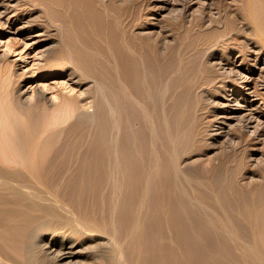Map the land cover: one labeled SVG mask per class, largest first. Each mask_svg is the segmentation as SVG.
<instances>
[{
	"label": "rangeland",
	"instance_id": "374dc122",
	"mask_svg": "<svg viewBox=\"0 0 264 264\" xmlns=\"http://www.w3.org/2000/svg\"><path fill=\"white\" fill-rule=\"evenodd\" d=\"M239 1L243 0H238V2L237 0H0V75L3 73L2 77L0 76V84L2 83L0 86L4 89L0 87L3 90H0L1 94L4 95V91L8 90L9 95L13 96L12 98L17 102L19 98H22L19 89L25 90L27 95L29 94L27 97L31 95V91L38 92L41 89L45 98L41 99L43 103H40L41 105L35 109L36 112L33 109L36 114L34 120L29 118L28 111L22 109L24 113H20L21 120L28 127L33 139L43 138L51 127L49 131L54 130L51 131L52 135L56 131L58 133L60 129L62 131L60 134L56 133L59 138L57 140L54 138L56 134L51 135L54 139L53 146H63L64 149L68 147L77 150L78 144L88 150L97 148V146L101 147L100 149L106 146L115 148L118 144H126L133 138L136 142L138 141L139 145H145V155L141 157L143 161L140 162L138 156H135L131 163L136 161L133 164L136 163L137 166L131 164L130 170L122 167L113 169L116 178H112V181L106 177V179L99 178V180L96 175L94 176V173L98 174L102 171L100 168V170L98 168L90 170L92 179H88L93 181L87 178L84 180L69 178L66 180L67 182L65 179L62 180L63 182L58 179L47 180L48 184L55 187L57 185V195H60L65 203L69 201L68 205L70 209L72 208L71 210L76 211V214L79 210L77 215H82L83 220L96 224L102 231L100 234L105 237L111 236L113 240L117 241L123 256L121 261L124 264H147L144 232L146 227H168L164 224L166 216L164 207L171 206V200L167 197L166 189L169 191L171 188L170 191L175 190L179 195L178 202H181V208L186 211L187 220L191 221V218H197L201 222V227H209L208 203L211 201L209 199V181H211L214 172L220 168L236 171L235 177L243 187L239 193L243 198L245 196L244 211L251 218V223H247L252 225L248 226L246 221L239 222L236 217L232 216L229 219L225 217L229 223L228 226L234 227L236 231L237 227H244L246 230L249 227L252 230L261 222L264 223L261 221L258 208L260 204L264 203V44L253 38L249 33L248 25L240 22L242 19L239 18L242 16L237 12V9L239 8L238 4L241 6L242 2ZM219 15H222V18ZM216 18L217 20H215ZM222 19L224 25L221 23ZM104 21L106 23L111 21V23L107 25ZM120 21L130 22L128 23L130 30H128V34L130 32L133 38L131 36L129 39L132 38V41L136 40L135 42L139 44H154L160 54L159 64L168 67L171 65L170 68L173 70H176L177 65L179 67L183 64L181 66L183 70L179 73L171 71L169 72L171 76L168 75L169 78L166 75L162 81L158 82L159 85L156 83L158 87L156 84L151 86L148 97L138 94L130 95L123 91L125 103L122 107L115 103L114 74L110 69L111 63L107 56L111 55V48L108 40L103 37L109 31L111 32L112 28L114 30L117 27V31H121ZM39 38L45 39L38 41ZM151 46L153 47V45ZM50 58L52 61H59V63L65 61L66 64L59 65L63 71L47 69L45 61ZM6 69L8 74L5 73ZM71 70L79 77L80 81L77 85H74L67 76ZM4 74L9 78H7L9 81V84L6 83L7 86H5ZM181 74L182 76H180ZM179 77L183 78L179 79ZM136 85L138 87L139 83ZM70 86L75 88L71 89ZM15 87L17 88L15 89ZM30 88L32 89L30 90ZM68 88L71 90L67 91ZM60 92L73 93L76 97L75 103H78L76 107L80 105L78 109L74 107L75 110L67 111V113H72V116L71 114L69 117L67 116L71 121L65 117L66 113L63 116L65 119L62 117L64 122L60 120L62 118H58L57 121L55 117L53 118L57 122H53L54 119L50 121L52 116H56L53 113L60 111L61 102L58 101ZM57 93L59 96H56ZM53 96L58 99L56 100ZM78 98L79 101H77ZM29 100L27 99V101ZM131 105L134 108H130ZM151 105L154 107H150ZM176 105L181 124L169 127L165 116L166 114L169 116ZM41 106L43 108L40 110ZM162 110L163 114L160 113ZM109 111L111 112L109 113ZM50 112L52 113L50 114ZM42 114L44 117L46 116L43 117L44 119ZM57 116L59 115L57 114ZM153 117L154 119L160 117V119L152 123V121L154 122ZM47 118L50 123L47 122ZM142 119H147L152 124H143ZM43 120L47 123L44 124ZM37 121L38 123H36ZM58 122H61V125ZM42 124L47 125L48 129L41 130L40 134L42 128L40 125ZM153 124L154 127H152ZM149 126L150 128H148ZM148 132L152 134L156 132V134L151 136L152 134ZM160 134L161 136H159ZM142 136L144 142L141 140ZM159 137L161 138L159 139ZM165 140L167 143L164 144ZM57 144L59 145L57 146ZM113 144L114 146H112ZM80 146L78 150L81 153L83 149ZM99 148L97 151L93 149L92 154V151L89 152L90 158L89 153H86V156L82 155V161L86 163L88 158L92 160L95 155L94 158L98 156L102 159L109 158L107 155V158L97 155L95 151H99L98 154H100ZM148 152L151 155H147ZM94 153L95 155L92 157ZM65 154L62 155L63 160L67 158ZM156 156L157 158H154ZM102 159L99 158V160ZM147 159H150L149 161L158 159L155 162L160 163L153 164ZM208 162L210 163L208 164ZM81 170H83L82 174L87 172L86 167ZM108 170L110 167L107 168ZM138 172L142 174L143 179L133 177ZM124 173L132 175V179L123 176ZM174 181L177 184H174ZM207 181L208 184H206ZM77 186L78 188L82 186V188H79L78 191ZM59 187L64 195L60 192ZM82 195L88 196L82 198ZM68 196L69 198H66ZM77 196L80 199V204L76 203ZM193 199L196 201H191ZM92 205L94 207H91ZM102 207L103 209L100 211ZM91 209L98 211L93 212V210L90 211ZM196 211L197 213H195ZM111 212L113 213L111 214ZM222 220L224 221V218ZM257 223L259 224L257 225ZM169 227H173V225L171 224ZM179 227L187 226L184 223ZM169 239L167 233L161 238L160 247L164 253L163 257H169L167 259L170 264H188L183 253L174 242L169 243ZM156 242L157 240H155ZM245 242V244L251 243L247 240ZM252 244L250 245L252 246ZM257 245L258 243L255 245L256 254L248 257L240 256L238 264L240 262L241 264H264V256ZM165 246L167 250H165Z\"/></svg>",
	"mask_w": 264,
	"mask_h": 264
},
{
	"label": "bare ground",
	"instance_id": "6f19581e",
	"mask_svg": "<svg viewBox=\"0 0 264 264\" xmlns=\"http://www.w3.org/2000/svg\"><path fill=\"white\" fill-rule=\"evenodd\" d=\"M237 2H238V0H237ZM239 2L240 3L242 2L241 4L243 5V6L242 5L240 6V4H238L240 9L239 8L237 9V12L240 13L242 16V18H239L240 20L242 19V21H240V22L248 25V27L250 28L249 33L253 36V38H255L258 42L264 44V0H243V1H239ZM216 8L219 9L217 6H216ZM92 9H93V7H92ZM96 9H98L97 6H96ZM218 11H221V10H218ZM93 13H95V12L93 11ZM218 13H220V12H218ZM95 14H98V13L96 12ZM222 15H219V16L221 17ZM11 16H12V14H11ZM217 17H218V15H217ZM223 18H225V16H223ZM215 20H217V18ZM219 20H220V18H219ZM6 21H7V19H6ZM222 21H223V19H222ZM104 22L106 23V21H104ZM110 23H111V21L107 22L106 24L109 25ZM128 23H130V22H128ZM128 23L126 21H124V22L120 21L119 24H121L120 25L121 31L119 29H118L119 31H117V27L114 28V30H113L112 25H111V28H112L111 32L109 31L107 34H105L103 36L105 40H108L109 46L111 48V55L110 56L107 55V56L110 60L109 62L111 63L110 69L113 71L112 73L114 74V77L113 76L112 77H113V84H114L113 88L115 89V95H116L115 103L121 107L123 106V103H125L124 102L125 99H123V91H124V93H125V91L128 92V94H130V95L131 94H133V95L138 94V95H141L143 97L145 95L147 96L148 92L150 91L149 88L151 86L162 81L166 77V75L171 76V74L169 72L174 71V73L175 72L179 73L181 70H183V68H181V66L183 64L179 67L177 65L176 70L171 69L170 68L171 65L168 67L166 65L159 64L158 59H160V54L155 49L154 44H151V43L150 44L149 43L139 44L138 42L137 43L135 42L136 40H133L135 42L134 43L132 41L133 36L130 35V32L128 34V30H129V28H128L129 24ZM221 23H223V25H224V21ZM87 24H88V21H87ZM114 26H116V25H114ZM131 36H132V38L129 39ZM44 39L45 38H39L38 41H42ZM130 40H131V42H130ZM151 45H153V47ZM56 58H54V59H56ZM162 59H163V57H162ZM45 62L47 63L45 65L47 67V69L58 71V72L62 70V67L59 68V65H61V63L62 64L65 63V61L60 62V63H59V61L58 62L52 61L51 58H50V60H46ZM163 62H162V64H163ZM186 63H184V64H186ZM186 67H184V68H186ZM187 68L189 69V67H187ZM7 69L5 70L6 74H8ZM54 71H52V72H54ZM11 72H10V74H11ZM2 74L0 75L1 77H2ZM76 74L72 70L67 73V76L69 77L71 82L74 83V85L79 84V81H80L79 77H77ZM180 76H182V74ZM3 77L6 78V79H4V81L5 80L8 81L9 78L7 75L4 74ZM168 78H169V76H168ZM182 78L179 77V79H182ZM82 79H84V78H82ZM191 80L193 81V79H191ZM6 81H5V86H7L6 83L9 84V81L8 82H6ZM14 81H16V80H14ZM1 82H3V81H1ZM136 83H139L138 87H136L137 86ZM11 85H12V83H11ZM158 85H159V83H158ZM156 86H157V84H156ZM1 88L3 89V87H1ZM16 88L17 87H15V89ZM65 88H66V86H65ZM73 88H75V87H71V89H73ZM31 89L32 88H30V90ZM69 89L70 88H68L67 91H69ZM3 90H1V91H3ZM1 91H0V94L2 93ZM33 91H31V95L29 97H27L29 94L27 95V92H25V90L23 91V90L19 89V92L21 93L22 98H19L17 102L15 101L16 99L14 100L12 98L13 96L11 97L9 95L10 92L8 90L4 91V95H2V94L0 95V97L2 96L0 99V264H124L123 261H121L123 256H122L121 248L119 249V247H118L117 241L113 240L111 238V236L105 237L104 235L100 234L102 231L96 224H93L92 222H87V221L83 220L81 218L82 215L80 213L79 214L81 216L77 215L79 210H78L77 214H76V211L74 212L73 210H71L72 208L70 209V207L68 205L69 201H67V203H65L63 201V198L61 199V196L57 195V193H58L57 192V185H56V187L54 185L52 186V184L50 185L47 183V180L58 179L59 181H62L63 179H65V181H66L69 178L83 179V180H84V178H87V179L91 178L92 179V176H91L92 174H90L92 171L90 172V170L91 169L97 170V168L98 169L100 168L102 171L101 172L98 171L99 172L98 174L94 173V176L96 175L98 177V179L99 178L104 179L106 177V178L111 179V181H112L113 180L112 178H114L116 176V173L113 172L114 171L113 169H115L117 167H122L123 169L127 170V168H128V170H130V165L133 164L134 162H136V161H133L131 163V160H133L135 158V156H138L140 162L143 161V160H141V157L145 155V151H144L145 145L144 144L139 145L138 141L136 142V140L133 138L132 140H129L128 142H126V144H121V143H120V145L118 144V146H115V148L106 146V147H103L102 149H100L101 147L99 148L97 145H96L97 148H93L92 146H90L96 151L98 148L100 149V154H98L99 151L98 152L95 151V153L97 155H101V156L103 155V158L106 157V155H107V156H109V158L106 157L107 159H105V158L102 159V157L98 156L99 158L102 159V160H99L98 157H97L98 159L94 158L96 156L94 153L92 155V157L95 155L93 157V159L91 157L92 160H89L91 154L93 153V149L88 150V148H84L85 149L84 150L79 144H78L77 150H75L74 148H68V147H67L68 149L67 148L64 149L65 147L64 148H63V146L59 147L58 146L59 144H57L58 147H56V146L54 147L53 146V142H54L53 140L54 139L52 136L55 135L57 133V131L55 134L52 135L51 131L53 132L54 130L49 131V129H51L50 126H49L50 128L48 129L47 125L44 126L42 124L43 126L40 125L42 128L41 129L39 128V129H40V134H41V130L45 131L46 129H48V131L51 134L50 133L48 134L47 133L48 131H46V133L42 132V133H45L44 134L45 136H43V138L40 137L43 134L40 136L38 135L41 140L40 139H33V137H32L33 135H31V133L28 130V127L22 122L21 117H20V113H24V112H22V109H24L26 112L28 111L27 113L29 114V118H31L32 120L35 119L36 114H34L33 109L35 111V109H37L39 107V105H41L43 103L41 99H43L44 96H43L41 89L38 92H33ZM77 91H75V93ZM155 92H154V94H155ZM61 93L62 92H60V96H59V93H57V95H56V96H59V99H58V97L53 96L54 98H56V100L58 99V101L60 100L59 102H61V106H59L60 107L59 112H61V114H59L58 111H57L58 113H53L56 116L51 115L52 118H50V121H52L51 119H54L53 117L57 118V121H58L60 118H62L66 114L67 115L65 117H67V116L69 117L70 116L69 114H71V116H72V113H69V112L67 113V111H69L70 109L75 110L74 107H76V104H78V103H75L76 97L74 96L73 93H71V92L62 93V94ZM78 94H79V92H78ZM162 96H164V95H162ZM27 99H30V100L27 101ZM128 99H130V98H128ZM79 100L80 99L78 98L77 101H79ZM144 100H145V98H144ZM157 101H158V97H157ZM90 102H92V101H90ZM88 103H87V107L89 105ZM170 104H171V102H170ZM152 105L150 107H152ZM42 106H44V105H42ZM42 106L40 107V110H41V108H43ZM78 106H80V105H78ZM78 106L76 107L77 109L79 108ZM140 107H141V105H140ZM130 108H134V107L131 105ZM152 108H150V110ZM57 109H58V107H57ZM143 109H144V107H143ZM145 109H146V107H145ZM159 109L161 110V108H159ZM174 109L171 111V114H169V116H167L168 114H166V116L164 114V116L167 117L166 122L168 121L169 127L181 124L177 105H176V108H174ZM153 110H155V109H153ZM163 110L161 112L160 111L159 112L163 114L164 113ZM39 111H37V113ZM110 112L111 111H109V113ZM140 112H142V111H140ZM145 112H146V110H145ZM148 112H149V110H148ZM51 113L52 112H50V114ZM112 113H113V111H112ZM57 114L59 116H57ZM39 115H38V117L41 116V115L40 116ZM46 115H47V112H46ZM43 117H44V114H42V118ZM68 117H67V119H68ZM135 117H137V116H135ZM27 118H28V116H27ZM63 118L60 120L62 121L65 119V118L64 119ZM107 118H109V117L107 116ZM117 118H118V115H117ZM37 119H39V118H37ZM153 119H154V117H153ZM158 119H160V117L159 118L157 117L156 119H154V122L152 121V123L157 122ZM165 119H163V120H165ZM55 120L56 119H54L53 122H57ZM64 121H62V122H64ZM69 121H71V120H69ZM114 121H115V119H114ZM161 121L162 120H160V123H162ZM47 122H48V118H47ZM47 122L46 121L44 122V120H43L44 124ZM142 122H143V124L149 123L147 119L146 120L142 119ZM164 122H163V124L167 125V123H164ZM36 123H38V121ZM48 123H50V122H48ZM152 123H149V124H152ZM52 124H54V123H52ZM58 124L61 125V122H58ZM29 126H32V125H29ZM150 126L148 128H150ZM45 127H47V128H45ZM129 127H130V125H129ZM152 127H154V124ZM165 127H164V129H166L168 126L166 128ZM43 128H45V129H43ZM176 128H177V126H176ZM141 129L143 130V128H141ZM154 129H156V128H154ZM159 129H160V127H159ZM35 130H37V129H35ZM55 130H57L56 127H55ZM60 131H61V129L58 131L59 134H60ZM144 131H145V129H144ZM144 131H143V135H144ZM165 131H166V133H169V132H167V130H165ZM36 132H38V131H36ZM152 132H154V131H152ZM148 133H150V132H148ZM57 134H56V137L54 136V138H56V140L59 139L57 137ZM146 134H147V132H146ZM150 134H152V133H150ZM153 134H156V132ZM153 134L151 136H153ZM161 134L159 136H161ZM162 136H164V135H162ZM147 138H149V137L147 136ZM147 138H145V139H147ZM160 138L161 137H159V139ZM141 140L144 142L143 136H142ZM165 142H166V140L164 141V144H165ZM79 146L81 147V149L84 150V152H82L83 151L82 150L80 153V151L78 150ZM112 146H114V144ZM148 150H149V148H148ZM90 151H92L91 154L89 153ZM64 153H66L65 155L67 156L66 159L64 157L65 160L62 159V155ZM86 153H89V158L87 157L88 159L86 160V163H84L85 161H82L83 159H81V157H83L84 155L86 156ZM147 155H151V154H149V152H148ZM76 157H78V158H76ZM154 158H157V156ZM84 159H85V157H84ZM77 160H78V162H77ZM149 160L150 159H147V161H149ZM155 161L151 160L149 162H151V163L153 162V164L154 163L155 164L160 163V162L156 163L158 161V159L156 162ZM209 163L210 162H208V164ZM135 164H133V165H135ZM215 164H216V162H215ZM219 164H220V162H219ZM137 165L138 164H136L135 166H137ZM83 166L87 168V172L82 174L83 170H81V169L84 168ZM108 167H110V170L107 171ZM139 167H140V165H139ZM147 167H146V172H147ZM168 167H169V165H168ZM96 170H94V171H96ZM140 170H141V168H140ZM235 172L236 171L233 169L229 170V169H225V168H220L214 172L213 177L210 179L211 181H209L210 182L209 187H208L209 192H210V198L209 199L211 200L208 203L209 204V211H210L209 219L207 218L209 227H201L202 226V225L200 226L201 222L197 218H194V219L191 218V221L187 220L186 219V211H184L181 208V205H180L181 202L180 203L178 202L179 195L176 194L175 190L170 191L171 188L169 189V191L166 189L167 197H169L171 200V206L166 204L167 207L166 206L164 207V212H165L164 215L166 214L165 219H164V224H165V226H168V227H155V228L146 227V230L144 232H145V236H146V248H147L146 263L147 264H154V263H156V264H170V261H168V259H167L169 257H167V258L163 257L164 253L162 252L161 247H160L161 238L163 236H166V233L168 234V237L170 238L169 243H171V244H172V242L175 243V245L179 248L180 252L183 253L184 257L187 259L188 264H238V259H240V256L243 255L244 257H248V256L256 254V252H257V250L255 248L256 243H258L257 246H259L260 251L264 256V223H262V222H261V224L257 223V225L259 224V226L255 225L256 226V227H254L255 230H254V228H252V230H250L251 228H249V227L247 230L244 227H237L238 230L236 231V229H234V227H229L230 225L228 226L229 223L226 220V218L229 219L232 216L236 217V219L239 222L244 223L246 221V223L247 222H249V224L251 223L250 215H248L244 211L245 207H243V205L245 206V201H244L245 196L243 198V196H241L239 193V191H241V189L243 187L237 181V179L235 177V174H236ZM122 175L125 176L126 178L131 177V179H132V175H127L126 173H124ZM141 175L142 174L138 172V173L134 174L133 177L134 178H142ZM147 176H148V172H147ZM175 177H177V176H175ZM165 179H166V177H165ZM205 179L207 180V178H205ZM88 180H90V179H88ZM88 180H86V181H88ZM178 180H180V179L178 178ZM71 181H70V184L73 182V181L72 182ZM90 181H93V180H90ZM90 181H88V182H90ZM145 181H147L146 178H145ZM162 181H163V179H162ZM176 181H174L175 182L174 184H177V182L179 183V181H177V182ZM105 183H103V184H105ZM161 183H163V182H161ZM64 184H65V182H64ZM85 184H86V182H85ZM103 184L101 186H103ZM206 184H208V181ZM66 185H64V186L67 188ZM77 185H78V183H77ZM138 186H140V185H138ZM73 187L71 189V193L73 191ZM85 187L87 188L86 185H85ZM77 188H78V186H77ZM79 188L81 189L82 186H79ZM79 188H78V191H79ZM59 189L61 192L60 187H59ZM112 189H113V187H112ZM75 190H76V188H75ZM85 190H87V189H85ZM87 191H89V190H87ZM106 191H108V190H106ZM86 192H85V194H86ZM98 192H100V191H98ZM61 193H63V192H61ZM71 193H70V195H71ZM87 194H88V192H87ZM94 194H95V192H94ZM181 194H182V191H181ZM63 195H64V193H63ZM102 195H105V194H102ZM106 195H108V194H106ZM109 196H112V195L109 194ZM83 197L84 196L82 195V198ZM86 197H84V198H86ZM188 197L191 198V196H188ZM66 198H69V196ZM94 198H91V199L93 200ZM70 200H71V198H70ZM185 200H186V198H185ZM76 201H77L76 202L77 204H80L79 197L77 198ZM88 201H89V199H88ZM112 201H114V200H112ZM191 201H196V200L193 199ZM91 202H92V204H94L93 201H91ZM107 202H108V200H107ZM113 205H112V208H113ZM81 206L83 207L82 204H81ZM88 206H89V204H88ZM91 207H94V206L92 205ZM83 208L85 209V207H83ZM127 208H129V207H127ZM258 208L260 210V213L259 212L258 213L261 216V221L264 222V203L260 204V206ZM79 209H81V208H79ZM88 209H90V208L88 207ZM102 209H103V207L100 209V211ZM92 210L93 209H91L90 211H92ZM90 211H88V212H90ZM94 211L96 212L98 210L96 209V210H93V212ZM108 212H109V209H108ZM108 212H105V213H108ZM85 213H86V211H85ZM112 213L113 212H111V214ZM195 213H197V211ZM103 215L106 216V214H103ZM90 216H91V214H90ZM223 218H224V221L222 220ZM95 219H98V218H95ZM95 222H97V221H95ZM184 223H186L187 227H179V225L184 224ZM171 224L173 225V227H169ZM249 224H248V226H252ZM112 235H113V233H112ZM155 240H157L156 243H155ZM245 240L253 243L252 246L250 245L251 243L245 244L246 243ZM165 248H166V246H165ZM84 249H85V252H83ZM165 250H167V248ZM98 259L100 260V262ZM240 264H241V262H240Z\"/></svg>",
	"mask_w": 264,
	"mask_h": 264
}]
</instances>
